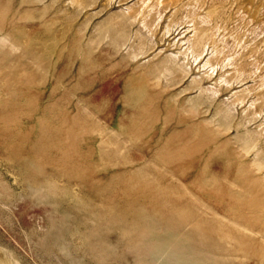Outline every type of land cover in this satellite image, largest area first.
<instances>
[{
	"label": "rangeland",
	"instance_id": "obj_1",
	"mask_svg": "<svg viewBox=\"0 0 264 264\" xmlns=\"http://www.w3.org/2000/svg\"><path fill=\"white\" fill-rule=\"evenodd\" d=\"M143 1L155 5L148 17L150 31L134 22L120 34L122 26L111 21V15L120 14L127 5L138 8ZM157 1L114 0L105 5L102 0L96 4L93 0H0V37H8L0 41V260L168 264L164 260L176 252L162 226L152 227L154 262L146 253L134 255L130 250L137 249L133 237L147 222L141 210L149 212L152 203L157 208L166 199L157 197L159 191L168 192L178 184L191 192L198 189L191 182L201 173L198 160L205 148L172 168L142 165L150 158L161 159L152 149L180 120L197 119L210 104L213 111L222 95L245 97L235 108L237 119L243 109L250 110L257 87L264 90V0H187L183 15ZM167 26L172 28L169 33ZM189 26L186 37L191 40L198 31L212 32L204 55L216 66L214 72L194 64L183 77L157 63L179 48L173 38ZM90 34L93 38L88 42ZM139 38L149 49L145 54L140 52ZM123 54L138 56L124 59ZM138 62L139 76L135 74L141 70L133 69ZM242 65L247 74H255L241 83L233 79L232 86L221 87L213 101L196 99L197 92L190 88L194 75L201 78L209 71L214 79L223 74L229 79ZM135 79L148 82L155 98L139 143L112 132L127 126L125 97ZM205 81L219 88L220 79L217 84ZM246 86L248 93L241 91ZM184 87L190 89L175 99L173 95ZM69 93L65 105L53 106ZM186 97L197 101L182 106ZM234 127V121L226 123L216 134L223 138ZM249 127L264 140V112ZM78 128L81 135L75 134ZM148 175L159 186L154 184L158 193L138 181ZM149 189L145 197L140 195ZM203 198L223 210L218 199ZM214 253L221 261L204 264H237L241 257V251ZM228 256L234 261L224 260ZM183 258L179 264H201L188 254Z\"/></svg>",
	"mask_w": 264,
	"mask_h": 264
},
{
	"label": "bare ground",
	"instance_id": "obj_2",
	"mask_svg": "<svg viewBox=\"0 0 264 264\" xmlns=\"http://www.w3.org/2000/svg\"><path fill=\"white\" fill-rule=\"evenodd\" d=\"M102 1L108 5L114 0ZM97 2L98 0H93L91 3L96 4ZM91 3L84 6L83 9L88 8ZM161 3L174 8L183 15L187 0L157 1V5ZM154 7L155 5L151 4L145 5V1L138 8L127 5L120 14L111 15V21L122 26L118 29L120 34L123 33L122 31L127 25L134 22H139L140 26L150 31L148 17ZM89 15L88 12L86 17ZM189 28L190 26L188 29L180 31L179 36L173 38L175 39L173 44H180L179 48L160 58L157 63L163 64L170 70L181 72L183 77L190 74L194 64L199 65V68H210L214 72L216 66L210 58L206 59L204 55V52L207 51V43L213 39L212 32H208V30L198 31L195 38L191 40L190 37H186V31ZM171 29L170 26H167L166 33H169ZM19 34L24 35L25 30L22 28ZM7 38V36L2 35L0 41H6ZM92 38L93 35L90 34L87 41L89 42ZM138 45L142 54L148 52L149 49L146 50V43L143 38H139ZM258 50L259 47L252 53ZM137 56V54L130 57L122 55L124 59L127 57L136 58ZM186 60L188 61L186 62ZM140 66L141 63L138 62L134 64L133 69L141 70ZM213 72L208 71L201 78L195 75L192 77L190 88L197 92L196 99L213 101L219 96L221 87L232 86L233 79L241 83L245 76L255 74L253 71L247 74L248 70L243 65L237 67L234 71L235 75L229 79L224 78V74L218 79H214ZM79 73L80 70L77 74ZM194 73L195 71L190 76ZM141 74L142 70L135 75ZM207 79L209 84H217L220 79L219 88L207 85L205 81ZM214 80L215 82H213ZM172 84L176 85L177 81L172 82ZM128 87L124 103L127 126L122 130H113L112 132L117 136L126 135L130 141L137 142L145 134V123L151 117L149 108L155 98L147 89L149 83L144 80L140 82V80L135 79ZM260 87H257L258 90L250 105V110L247 112V108L243 109L242 116L240 115L238 119L234 115L235 108L245 101V97L239 96L233 99L230 96L226 98L222 95L217 100L213 111L210 112L212 105L210 104V106L203 108L200 112L201 116L197 119L195 117L184 123L180 120L169 130L161 144L152 149V153L159 156L161 161L150 158L142 167L172 168L180 160L198 154L202 148H205L206 153L198 160V168L201 173L194 177L191 182L198 187L195 191L191 192L185 189L184 185L178 184L169 188L168 192L159 191L160 193H158L156 187L159 186L154 182L151 175L138 179L145 188H154V184H156L154 189L159 194L157 197L166 199L157 208H155L157 205L152 203L153 206L149 212L141 210L142 214H146L147 222L141 223L139 232H136L137 234L133 237L135 241L133 245L137 249H131V253L137 255L141 251L149 256V261H152L153 249L151 245L154 244L151 242L152 227L162 226L167 235L170 236V240L172 239L170 247L176 251L164 260L166 262L168 260V264H179L180 261L185 260L183 258L185 254H188L192 261L196 260L201 264L211 260L221 261L213 255L215 251L219 250L224 252L241 251V257L236 258L237 264H264V140L261 133L249 127L250 123L264 112V90ZM190 88H181L173 97L176 99ZM246 88L248 87L240 90L248 93L250 90L248 91ZM70 98V93L66 94L53 106L65 105ZM196 101L191 97H186L185 102L181 105ZM254 105L255 107H252ZM233 121L235 127L229 135L223 138L217 136L218 128ZM230 129L231 127H228L226 131L228 132ZM75 134L81 135L82 129L78 128ZM75 134L72 135L75 136ZM74 177L76 176L74 175ZM165 179L160 180L159 185ZM148 192H151V189L141 192L140 195L145 197ZM166 193H168L167 197ZM204 196L210 197V199H218L223 204V210H219L207 202L203 198ZM126 210L134 211L132 207H128ZM11 259L0 260V264H19L15 259ZM221 259L223 260V258ZM224 260L227 262L234 261L229 256Z\"/></svg>",
	"mask_w": 264,
	"mask_h": 264
}]
</instances>
